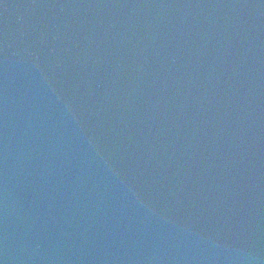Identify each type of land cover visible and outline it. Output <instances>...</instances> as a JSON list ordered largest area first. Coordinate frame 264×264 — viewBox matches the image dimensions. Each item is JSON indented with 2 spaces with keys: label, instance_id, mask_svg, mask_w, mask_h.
<instances>
[{
  "label": "water",
  "instance_id": "95a60500",
  "mask_svg": "<svg viewBox=\"0 0 264 264\" xmlns=\"http://www.w3.org/2000/svg\"><path fill=\"white\" fill-rule=\"evenodd\" d=\"M0 264H264V0H0Z\"/></svg>",
  "mask_w": 264,
  "mask_h": 264
}]
</instances>
